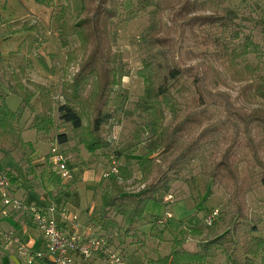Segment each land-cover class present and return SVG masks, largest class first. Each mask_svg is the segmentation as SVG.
<instances>
[{"label": "trees", "instance_id": "trees-1", "mask_svg": "<svg viewBox=\"0 0 264 264\" xmlns=\"http://www.w3.org/2000/svg\"><path fill=\"white\" fill-rule=\"evenodd\" d=\"M135 1L136 11L151 18L148 33L136 45L141 57L136 73L141 83L138 107L148 120V138L141 144L144 146L135 165L131 157L124 160V174L120 176L124 181L132 179L131 167L135 166L144 187L127 193L116 177H111L98 195L100 203L89 223L98 227L108 244L113 235L123 242L122 232L127 236L131 231L130 236L138 240L130 245L144 251L148 264H264V217L248 206L253 194L260 193L264 200V110L255 108L264 103V5L254 8L259 13L254 23L262 26L261 43H256L242 36L238 28H231L238 19L234 12L213 10L215 0ZM35 2L52 9L57 41L66 50L65 66L77 54L81 60L72 81L63 83L59 92L31 81V57L43 45L35 25L23 26L29 34L16 54L0 59L11 68L8 78L0 77V83L20 100L17 111H11L0 92V154L19 155L26 176L34 174L30 163L34 146L24 142V131L48 139L53 133L60 150L71 143L90 154L109 150L104 133L120 124L129 102L121 81L130 76V70L116 48L121 27L134 16L129 12L121 18L118 0H80L78 19L73 18L66 0ZM169 12L180 19V28L190 29L195 44L203 49L200 63L194 67L180 64L176 40L163 36L159 29L160 19ZM73 41L77 46L67 51ZM47 59L37 57L44 71L55 72L58 68L53 66L60 57L51 53ZM91 98L89 104L94 108L89 114V134L79 138L85 117L81 111ZM25 112L30 115L27 121L23 120ZM110 157L117 161L121 154L113 151ZM194 164H198L197 175L205 186V201L216 191L225 196V202L218 204L219 211L208 215L203 205V225L182 230L183 222L173 227L168 221L163 228H156L158 219L146 215L145 205L155 202L168 206L164 200L174 183L194 188ZM0 173L11 183L17 180L9 172ZM49 180L58 195L68 186L57 172H50ZM60 209L66 212L64 207ZM213 212L218 216L207 224L205 220ZM144 223L150 225L147 236L139 228ZM170 228L177 230L178 236L166 241L168 254L150 258L143 246L145 240L158 242L155 245L161 247L165 233L172 234ZM186 238L199 239L196 251L184 248ZM37 264L52 262L45 258Z\"/></svg>", "mask_w": 264, "mask_h": 264}, {"label": "rangeland", "instance_id": "rangeland-1", "mask_svg": "<svg viewBox=\"0 0 264 264\" xmlns=\"http://www.w3.org/2000/svg\"><path fill=\"white\" fill-rule=\"evenodd\" d=\"M66 1L70 7L73 18H80V0ZM118 1L121 18H125L129 12L134 13L133 18L121 27L116 48L122 53L124 61L130 70V76L121 81V88L127 91L129 102L125 107V113H122V116L120 115V124L116 127L107 128L104 133V139L109 143L108 151L99 150L96 153L90 154L82 147H75L74 143L69 144L64 150H60L65 157L66 163L69 162L67 168L70 178L66 182L68 186H65L59 195H56L54 199L56 202L54 201L53 204H50L58 208H61V205H64V201H67L66 208L73 202L80 201L82 210L88 209L87 207L89 206L99 205L100 200L98 195L101 193L103 187L109 183L108 181L111 177H116L117 184L122 186L121 190L127 193H137L142 191L144 187L142 178L139 177L134 166V163L140 157L142 151L141 148L144 146H141V144L145 138H148L145 135L147 132L148 120L146 114L138 107L141 83L137 79L136 73L140 68L141 57L136 45L138 40L148 33L151 25V18L147 13L136 11L137 3L135 0ZM214 4L213 10H216L220 14L229 11L235 13L238 18L236 20L237 24L231 28H238L242 36L251 37L254 42L261 43L262 26H258L254 23L259 15V13L254 11V8L264 5V0H215ZM149 11L150 10H148V13ZM51 13V8H47L35 2V0H0V59L8 60L16 54L19 44L29 34L28 31L23 30V26H26L27 28L35 25L40 30L43 45L40 46L31 57L33 60V69L30 75H28L29 79L59 92L62 89V85H64L63 83L72 81L73 75H75L79 69V62L81 59H79L77 54L76 57L67 64L68 68L65 66L66 50H62L59 46L54 24L51 20ZM181 23L182 22L179 18H175L174 14L169 12L164 14L162 19H160L159 29L163 36H168L173 41L176 40L175 48H177L179 54L180 64L187 67H194L200 63V53L203 49L195 44L190 29L180 28ZM181 34H183L182 37ZM75 46H77L76 41H73L72 46L67 51L72 50ZM51 53L57 54L60 57V61L54 63L53 67L58 68L55 72L52 73L50 70V73H47L44 71L43 66L38 63L37 57L42 56L47 59V54ZM46 61L48 62V59ZM10 69H8V64L0 63V77L6 75V78H8ZM115 89L117 90L118 87ZM0 92L5 96L6 106L11 111H17L20 105V100L17 97L8 94L6 89L2 87L1 83ZM232 96L235 97V93H233ZM90 101H93V98L85 103V106L81 111L85 116L83 120V130L80 132V137L78 133L74 134L76 138H85L89 134V121L91 120L89 114L94 108L93 104H89ZM257 107H262V110H264V103H262V105H255V108ZM28 114L26 112L23 114V120H29L26 119L30 117ZM36 137L34 131H24L22 133V139L33 144L34 153L36 152V154H38V159H41L38 166V176L42 172H56L50 155L51 148L57 146L54 134L52 133L49 139L45 136H39L37 140ZM75 141L77 140L75 139ZM113 151L121 154V157L118 159L115 158L117 160V163L115 164L118 165V174L105 177L104 175L111 172L113 169L112 161L115 160L111 159L114 157H110L113 156ZM127 157H131V161L133 162H131V164H134V167H131L134 176L132 179L124 181L120 175L124 174L123 165L124 160ZM193 169L196 174V186L190 189L187 184L174 183L168 193V196L171 197V200L167 202L169 204L168 206H165L164 203L155 202H148L145 205V213L148 217L161 219L165 216L166 212H169L173 218L168 220L170 225L174 227L180 222H183V226H181L183 227V230L185 229L184 227H192L197 224L203 225L202 223L206 217L203 205L207 208V215L214 210L219 211L218 204L221 205L225 202V196L221 194V192L214 191L205 201L206 196L202 194L205 186L200 176L197 175L199 171L198 164H194ZM4 170H11L15 175L21 174L25 179L24 169L20 168L19 164H15L11 155L0 159V171ZM120 170H122V172H120ZM156 175L157 173L152 174L150 181L153 180ZM46 177L45 174L40 175V178L43 179L42 188L40 187L41 189L38 190V192L30 193L32 197L31 200L27 199V206H29L34 199L38 200V206H40L42 195L45 197L51 195ZM84 177L89 179L90 182H86ZM62 181H64V179H62ZM91 183H93V185ZM50 201H52V198ZM248 206L251 210L256 211V213L260 212L257 215L264 217V200H262V195L260 193L249 196ZM67 210L69 209L67 208ZM70 210L73 209L70 208ZM3 226L10 227L12 224L10 222H5ZM163 226L161 228H163ZM139 228L141 233L145 236L149 235L150 225L148 223H144L142 226H139ZM156 228L159 227L156 225ZM15 230L16 229H14V231ZM96 230L99 233L98 227H96ZM177 232V230H171L172 234H169L167 231L163 237L164 241L161 242V247L155 245L158 242L152 240L151 242L150 239L148 240V238L144 236L147 240L142 238L143 241L145 240L143 246L146 247V250H143L149 254L148 256L150 258L156 259L161 255H167L169 243L166 241H171L174 236H178ZM131 233L132 232L130 231V235ZM122 234L123 237L120 236V238L123 239V242L121 243L118 242L116 235H113L112 240L109 242L110 248L120 253L125 261L124 264H148V261L143 257L144 251H139L137 247L130 245L133 241L137 242L138 238L135 240L130 235L125 236L123 232ZM198 240V238H186L184 248L188 251H196L198 248ZM0 255H3L2 264H26L27 262L26 257L20 255L15 247L14 249L6 251L0 244Z\"/></svg>", "mask_w": 264, "mask_h": 264}, {"label": "built area", "instance_id": "built-area-1", "mask_svg": "<svg viewBox=\"0 0 264 264\" xmlns=\"http://www.w3.org/2000/svg\"><path fill=\"white\" fill-rule=\"evenodd\" d=\"M51 159L55 166L57 174L68 181L70 174L67 168L65 157L61 153L58 146L52 147L50 150ZM116 161H112L113 169L105 174H118V165ZM11 182L5 175L0 173V209L4 215L6 211H13L27 214L30 217L33 225L41 233L44 247L40 251L26 253V247L16 238L11 239L5 237L7 244L12 243L17 247L20 255L26 257V264H37L39 260L49 258L52 264H76L78 260L82 262L89 261L92 257H98L103 264H124L125 261L120 253L112 250L107 242V239L102 237L96 228L87 223L82 229L77 224L78 217L74 215L72 221L75 225L71 231H64L58 226L54 220V214H58V210L54 206L47 209H35L25 205L19 199L15 198L11 192ZM171 200L168 196L164 202ZM63 213L64 211H60ZM218 216L217 212L211 213L206 218V223L209 224ZM172 219L169 212L165 216L156 221V225L161 228L165 223Z\"/></svg>", "mask_w": 264, "mask_h": 264}, {"label": "crops", "instance_id": "crops-1", "mask_svg": "<svg viewBox=\"0 0 264 264\" xmlns=\"http://www.w3.org/2000/svg\"><path fill=\"white\" fill-rule=\"evenodd\" d=\"M36 138L38 140V137ZM24 142H29V141H24ZM39 142H42V141H39ZM7 156L9 155L4 156L3 154H0V159L5 158ZM11 156L13 157L15 164H19L20 168H23L22 165L19 163V160H20L19 155L12 154ZM40 161L41 159H38V154H36V152L32 154V156L30 157V163L34 169V174L31 176L25 175V179L22 177L21 174L15 175L13 172H11V170H4V171L11 173L13 177L17 179L14 183H11V188H12L11 192L15 198L19 199L25 205L27 204L26 203L27 199L31 200L32 195L30 193L38 192V190L42 188L43 179L40 178V175L45 174L47 176L46 180L48 183V189L49 191H51V195L49 197H45L44 195H42L40 206H38V200L36 199H34V201L31 202V204H29L30 207L41 210V209H47L48 207L53 206L50 204L54 203L55 201L54 199L56 195H58V193L55 192L52 184L50 183V180H49L50 172L49 173L42 172L38 176V166L40 164ZM84 179L86 182L88 183L90 182L89 179H87L86 177H84ZM66 182L67 181H63V185ZM91 184L93 185V183ZM51 198H52V201H50ZM77 203H78V206H77ZM66 205H67V201H64V205H61L62 207H64V210L66 211L65 213H61L60 212L61 209L54 206L59 211L58 214H54V220L56 221L58 226L61 228V230H64V231H71L73 229L75 222L72 221V217L74 215L78 217L77 224L79 228L82 229L83 226L89 223L93 209L98 206V205L89 206L87 207L88 209L82 210L81 202L78 201V202H73L70 206H68L67 208L69 210H67V208L65 207ZM70 208H72L73 210H70ZM28 217L29 216H27V214L13 212L9 210L6 211V214L4 215L3 213H1V209H0V224H2L0 225V244L4 247L6 251H9L10 249H14V247L17 249V247L14 244L12 243L7 244V241L5 240L6 236H9V238L11 239L17 238L26 247L27 249L26 253L40 251L44 247V241H43L41 233L37 230V228H35L32 221H30ZM5 222H10L12 226L10 227L3 226ZM14 229L16 230L14 231ZM2 257L3 255H0L1 260H3ZM76 264H103V263L100 261L98 257H92L87 262H82L81 260H78Z\"/></svg>", "mask_w": 264, "mask_h": 264}]
</instances>
